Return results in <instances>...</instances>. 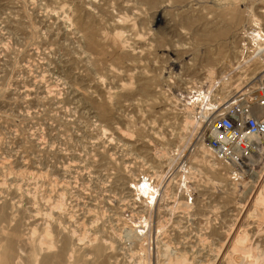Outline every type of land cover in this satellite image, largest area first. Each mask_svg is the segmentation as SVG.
Instances as JSON below:
<instances>
[{
    "label": "rangeland",
    "instance_id": "374dc122",
    "mask_svg": "<svg viewBox=\"0 0 264 264\" xmlns=\"http://www.w3.org/2000/svg\"><path fill=\"white\" fill-rule=\"evenodd\" d=\"M252 31L264 0H0V264H264V149H200Z\"/></svg>",
    "mask_w": 264,
    "mask_h": 264
},
{
    "label": "built area",
    "instance_id": "2783aa9c",
    "mask_svg": "<svg viewBox=\"0 0 264 264\" xmlns=\"http://www.w3.org/2000/svg\"><path fill=\"white\" fill-rule=\"evenodd\" d=\"M237 95L214 119L206 139L216 159L238 164L253 151L250 137L264 140V82H257ZM190 192L187 194L189 201L192 200Z\"/></svg>",
    "mask_w": 264,
    "mask_h": 264
},
{
    "label": "bare ground",
    "instance_id": "6f19581e",
    "mask_svg": "<svg viewBox=\"0 0 264 264\" xmlns=\"http://www.w3.org/2000/svg\"><path fill=\"white\" fill-rule=\"evenodd\" d=\"M146 1V0H145ZM148 1V0H147ZM150 1V0H149ZM148 3V2H147ZM222 3V2H221ZM235 3V2H234ZM152 4V3H151ZM157 4V3H156ZM149 6H150V3H149ZM156 6V5H155ZM154 6V7H155ZM225 7V6H224ZM222 9V8H221ZM224 9V8H223ZM227 10H229V9H227ZM234 10V9H233ZM232 10V11H233ZM220 14V13H219ZM218 16V15H217ZM233 16H234V13H233ZM221 17V16H220ZM240 17V16H239ZM238 18V17H237ZM240 19V18H239ZM221 21V20H220ZM225 21V20H224ZM238 21H241V20H238ZM223 22V21H222ZM255 22V21H254ZM216 23V22H215ZM214 22H213V24H215ZM219 24V23H218ZM220 24H222V23H220ZM206 25V24H205ZM208 25L209 26H212V25H210L209 23H208ZM225 26V25H224ZM231 26V25H230ZM84 27V26H83ZM206 27V26H205ZM212 27H215V26H212ZM217 27V26H216ZM227 27V26H226ZM233 27V26H232ZM208 28V27H207ZM224 28V27H223ZM84 29V28H83ZM206 29V28H205ZM209 29H211V28H209ZM213 29V28H212ZM218 29V28H217ZM230 29V28H229ZM231 30V29H230ZM207 31V30H206ZM213 31V30H212ZM256 31V30H255ZM89 32V31H88ZM92 32V31H91ZM253 33H252V41H254L255 42V44H256V52H255V54H254V56H255V58H259L260 60H261V56L262 55H264V35H262L261 33H260V31H257V32H254V31H252ZM205 33V32H204ZM223 32L222 31H219V32H215V33H211L212 35H210V36H212V37H217L218 35H220V34H222ZM248 33V32H247ZM197 34V33H196ZM92 35V34H91ZM202 35H204V34H202ZM87 36V35H86ZM209 36V35H208ZM204 37V36H203ZM207 37V36H206ZM222 38V37H221ZM93 39V38H92ZM204 39V38H203ZM206 39H209V38H206ZM251 39V38H250ZM94 40V39H93ZM212 40V39H211ZM208 41H210V40H208ZM92 42V41H91ZM207 42V41H206ZM212 42V41H211ZM217 42V41H216ZM215 42V43H216ZM210 43V42H209ZM94 44V43H93ZM254 44V45H255ZM90 45V44H89ZM94 46V45H93ZM97 46V45H96ZM95 47V46H94ZM221 52V51H220ZM227 52V51H226ZM242 52V54H243V50L241 51ZM219 53V52H218ZM225 53V52H224ZM252 53V52H251ZM226 55V54H225ZM241 56V55H240ZM244 57V56H243ZM253 57V56H252ZM242 58V57H241ZM216 59V58H215ZM214 60V58H212V61ZM217 60V59H216ZM250 60V59H249ZM262 60H264V59H262ZM221 61V60H220ZM244 61H245V59H244ZM253 62H254V60H253ZM244 63V62H243ZM240 64V63H239ZM242 64V63H241ZM237 66H240V65H237ZM242 67H244V65L242 66ZM240 68V67H239ZM225 81V80H224ZM257 84V82L255 81L254 82V84H252V86L251 87H254L255 85ZM250 89V88H249ZM206 98V97H205ZM231 104V103H230ZM230 104H228V105H226V107L224 108V110L226 109V108H228L229 107V105ZM223 110V111H224ZM103 111H104V109H103ZM205 113H207V112H205ZM208 115V114H207ZM192 116V115H191ZM205 116V115H204ZM187 120V119H186ZM193 120V119H192ZM194 121V120H193ZM193 121H191V123L193 122ZM198 121V120H197ZM206 121V120H205ZM203 122V121H202ZM193 125H194V127H197L198 125H199V122H193ZM196 125V126H195ZM249 142L251 143V146H252V148H253V151H258V152H262L263 151V149H264V140L263 139H259V138H257V137H250L249 138ZM208 144V145H207ZM207 144H204V143H202L201 144V146H200V149L202 150V152L204 153V154H213V152H212V150H211V148H210V145H209V143L207 142ZM201 152V153H202ZM202 153V154H203ZM204 156H206V155H204ZM214 156V155H213ZM250 156V155H249ZM249 156H248V158H249ZM205 158V157H204ZM248 158H247V160H248ZM246 159H243V162H241V163H233V162H229V163H227V164H229V165H233V166H235V167H237V168H243V167H248V170L246 171L249 175H256V173H255V169L254 168H252V167H249L250 165L249 164H247L246 162H244ZM213 164V163H212ZM215 164V163H214ZM237 164V165H236ZM162 183H163V181H162ZM184 183H185V181H184ZM48 201H50L49 199H48ZM47 202V201H46ZM51 202V201H50ZM53 205H55V204H53ZM59 206V205H58ZM55 207H57V206H55ZM59 208H61V207H59ZM58 208V209H59ZM146 222V221H145ZM147 224V223H146ZM137 231V229L135 228V229H130L129 228V233H131V237L133 236V232L135 233ZM73 235V234H72ZM245 240H246V235H243V234H238L236 237H235V239H234V243H233V246L235 247V248H240L241 246H243L242 244H244V242H245ZM42 241H44V240H42ZM100 253H101V250L99 249V248H97V250H96V255L97 256H100ZM62 254H63V251H61L60 253H58L57 255H56V257L57 258H60L61 256H62ZM65 255V254H64ZM64 259V258H63ZM48 264H51L50 262L48 263Z\"/></svg>",
    "mask_w": 264,
    "mask_h": 264
}]
</instances>
